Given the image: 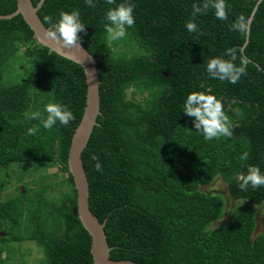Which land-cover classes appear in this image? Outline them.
Returning <instances> with one entry per match:
<instances>
[{
  "label": "trees",
  "instance_id": "obj_1",
  "mask_svg": "<svg viewBox=\"0 0 264 264\" xmlns=\"http://www.w3.org/2000/svg\"><path fill=\"white\" fill-rule=\"evenodd\" d=\"M37 5L40 0H32ZM120 0H117L119 3ZM258 0H228V19L208 8L194 14L202 0H135L136 23L126 37L109 41L104 31L108 0H45L38 14L58 18L78 8L87 24L81 43L98 61L101 114L83 152L90 207L106 221L111 258L140 264H264V232L255 236V214L242 206L232 220L214 227L226 211L222 196L204 192L221 177L234 200L264 203V186L239 188L249 164L264 171V1L247 33L231 28L240 14L251 17ZM18 8L0 0V15ZM197 21L190 33L185 22ZM237 49L249 60L246 74L233 84L210 78L207 61ZM15 65L26 75L5 82ZM205 88L223 98L233 136L205 140L183 112L186 95ZM60 101L75 119L44 129L28 119L44 105ZM87 101L81 65L41 45L22 15L0 19V194L8 190V172L26 175L60 166L67 188L52 197L47 186L29 187L0 199V264L24 241L43 250L41 264H93L92 237L84 228L68 158ZM39 125L34 135L28 127ZM248 152L247 160H241ZM94 157L102 164L95 168ZM16 182V183H17Z\"/></svg>",
  "mask_w": 264,
  "mask_h": 264
},
{
  "label": "clouds",
  "instance_id": "obj_2",
  "mask_svg": "<svg viewBox=\"0 0 264 264\" xmlns=\"http://www.w3.org/2000/svg\"><path fill=\"white\" fill-rule=\"evenodd\" d=\"M90 6H95L96 0H86ZM110 5L115 7L107 8L104 15L103 28L107 33L109 41L120 40L128 34V29L136 23L135 0H108ZM212 8L214 15L219 20H227L229 16L228 0H202L201 4H193L194 14H201L204 10ZM38 10V7H37ZM44 20L50 27L42 33V39L52 40L62 45L64 48H75L84 52L80 33L86 30V23L81 18V12L78 8L70 11L60 10L58 18L46 15ZM251 17L240 14L231 24V28L241 33H247L250 29ZM186 29L190 33L200 31L197 21L189 19L185 22ZM237 49L227 48L222 55L210 58L206 63V72L210 78L220 81L237 83L241 76L246 74L249 60L247 57H240V63H236ZM183 112L193 117V124L197 131L201 132L205 140L214 138H229L233 136L234 124L232 119L226 113L222 97H218L211 88L193 90L189 92L183 102ZM28 119H39L42 121L44 129H51L59 122L61 125H67L75 119L72 109L60 102L54 101L44 105L43 112L37 110L27 116ZM39 125L28 127L26 134L34 135L38 132ZM248 152L241 154V160H247ZM95 168L102 170V164L98 158L94 157ZM251 186L259 188L264 186V171L258 164H249L246 173L240 176L239 188L247 190ZM256 207V205H255Z\"/></svg>",
  "mask_w": 264,
  "mask_h": 264
},
{
  "label": "water",
  "instance_id": "obj_3",
  "mask_svg": "<svg viewBox=\"0 0 264 264\" xmlns=\"http://www.w3.org/2000/svg\"><path fill=\"white\" fill-rule=\"evenodd\" d=\"M18 8L8 15H0V19H11L17 15H22L26 23L34 32L36 40L43 46L48 47L50 52H56L60 56L67 58L84 69L87 83V101L81 122L75 130L70 147L68 166L72 174L77 190L78 215L84 226L92 237L91 252L93 264H140L133 260H116L111 258L112 248L107 241L105 231L106 221L101 220L93 213L90 207V189L87 172L83 161V152L91 138L94 127L98 124V116L101 114L100 96V76L98 61L92 53L81 43L84 52L75 48L68 49L55 41L42 39L43 31L48 28L38 14L45 0H40L34 5L32 0H16ZM264 0H258L251 16V23L259 5ZM38 7V10H37ZM251 26V25H250ZM250 29L247 32V40L243 47L248 44Z\"/></svg>",
  "mask_w": 264,
  "mask_h": 264
},
{
  "label": "rangeland",
  "instance_id": "obj_4",
  "mask_svg": "<svg viewBox=\"0 0 264 264\" xmlns=\"http://www.w3.org/2000/svg\"><path fill=\"white\" fill-rule=\"evenodd\" d=\"M10 71L11 72L6 75L4 80L7 83L12 82V80L17 81L26 75V70L24 69V66L22 67V65H15L14 68L10 69ZM66 177L67 175L58 165L51 168L45 167L39 171L26 175L24 176V180L21 183L17 182V175H15L13 171H9L8 190L0 194V199L6 201L9 197L14 196L17 193V190L22 192L24 190L25 184H27L29 187L47 186V195L52 197L67 188L66 184L63 183ZM201 189L207 193L220 195L225 200V214L220 220L214 223V227L231 221L234 209L238 206H242L248 210H251L256 216L257 229L255 236L261 232H264V203L261 205H256L255 207V204H252L249 201L232 199L228 192L227 183L221 177H218L211 185L202 187ZM4 235L5 232H1L0 238ZM11 258V264H41L40 260L43 258V250L34 241H24L22 243V251L14 252L11 254Z\"/></svg>",
  "mask_w": 264,
  "mask_h": 264
}]
</instances>
